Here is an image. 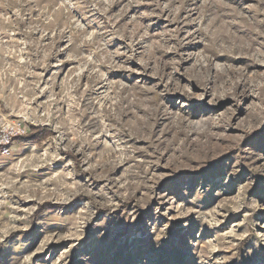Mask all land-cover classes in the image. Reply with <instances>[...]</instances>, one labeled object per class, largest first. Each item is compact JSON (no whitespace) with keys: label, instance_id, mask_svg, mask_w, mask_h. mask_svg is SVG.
<instances>
[{"label":"clouds","instance_id":"clouds-1","mask_svg":"<svg viewBox=\"0 0 264 264\" xmlns=\"http://www.w3.org/2000/svg\"><path fill=\"white\" fill-rule=\"evenodd\" d=\"M121 223L130 264H264V0H0V264Z\"/></svg>","mask_w":264,"mask_h":264},{"label":"rangeland","instance_id":"rangeland-1","mask_svg":"<svg viewBox=\"0 0 264 264\" xmlns=\"http://www.w3.org/2000/svg\"><path fill=\"white\" fill-rule=\"evenodd\" d=\"M149 6L150 5L146 3H140L138 5V7L141 8H146ZM164 22L167 23L166 20ZM237 215L239 214L232 213L229 219ZM171 222L175 223L177 221L173 220ZM130 229L131 226L123 225L122 223L116 224L114 227H112L105 238L97 244L94 253L95 264H130L129 260L124 259L125 253L129 247L125 237ZM61 243H69V241H61ZM137 243L143 248H151L150 240L139 241ZM172 247L175 249L177 256H179L181 254L179 245L175 242H172ZM109 254H111L110 258H106ZM41 255H43V253H37V256ZM155 255L158 257L157 264H166V258L168 256L167 247L162 248L156 252Z\"/></svg>","mask_w":264,"mask_h":264}]
</instances>
